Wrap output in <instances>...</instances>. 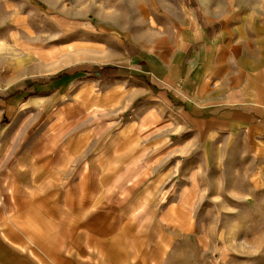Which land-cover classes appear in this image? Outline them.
Here are the masks:
<instances>
[{
	"label": "rangeland",
	"instance_id": "obj_1",
	"mask_svg": "<svg viewBox=\"0 0 264 264\" xmlns=\"http://www.w3.org/2000/svg\"><path fill=\"white\" fill-rule=\"evenodd\" d=\"M199 3L248 37L254 14L264 32V0H0V146L58 148L93 129L122 167L98 173L97 228L123 230L137 264H264V144L202 138L107 90L125 53L169 51Z\"/></svg>",
	"mask_w": 264,
	"mask_h": 264
},
{
	"label": "crops",
	"instance_id": "obj_2",
	"mask_svg": "<svg viewBox=\"0 0 264 264\" xmlns=\"http://www.w3.org/2000/svg\"><path fill=\"white\" fill-rule=\"evenodd\" d=\"M205 9L184 7L166 53H125L118 67L123 74L107 90L119 94L127 108L138 102L164 121L201 126L202 138L237 136L259 148L264 32L254 14L253 37H248L240 26L227 27ZM92 131L80 130L62 147L48 149L42 142V148L18 155L0 146V264L138 263V245L131 247L123 230L97 228V206L103 203L96 196L103 187L98 173H105L101 181L109 180L122 167L107 161L113 157L109 151L94 148Z\"/></svg>",
	"mask_w": 264,
	"mask_h": 264
}]
</instances>
